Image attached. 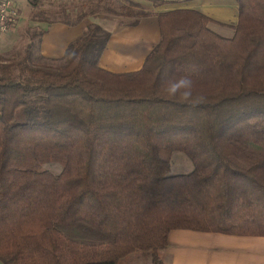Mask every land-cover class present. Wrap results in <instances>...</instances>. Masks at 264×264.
Returning a JSON list of instances; mask_svg holds the SVG:
<instances>
[{"label":"trees","instance_id":"16d2710c","mask_svg":"<svg viewBox=\"0 0 264 264\" xmlns=\"http://www.w3.org/2000/svg\"><path fill=\"white\" fill-rule=\"evenodd\" d=\"M235 1L230 37L193 9L74 5L68 24L157 16L160 39L132 72L99 66L110 32L98 24L61 58L41 54L43 30L17 59L0 57L2 264H118L136 251L168 264L171 230L264 236V0ZM182 76L187 101L165 91ZM174 152L190 172L170 173Z\"/></svg>","mask_w":264,"mask_h":264},{"label":"crops","instance_id":"0c3cea01","mask_svg":"<svg viewBox=\"0 0 264 264\" xmlns=\"http://www.w3.org/2000/svg\"><path fill=\"white\" fill-rule=\"evenodd\" d=\"M61 1L71 3L70 7L61 3L60 8L54 9L53 2L49 1L51 7L38 11L40 17L35 18L36 23L44 27L39 48L46 58H61L67 46L81 37L88 25L98 24L110 32L99 66L113 73L132 72L142 67L146 56L160 39L155 15L142 17L137 24L128 25L120 22L126 18L94 13L84 16L76 24H68L66 21L75 16L77 7L74 8V5L85 0ZM173 9L197 10L223 25L227 21L235 24L238 17L235 0H179L160 5L153 11L158 13ZM106 21L112 23L111 28H105ZM161 254L168 264H264V236L175 229L169 232L167 245Z\"/></svg>","mask_w":264,"mask_h":264},{"label":"rangeland","instance_id":"374dc122","mask_svg":"<svg viewBox=\"0 0 264 264\" xmlns=\"http://www.w3.org/2000/svg\"><path fill=\"white\" fill-rule=\"evenodd\" d=\"M20 11V17L17 18L14 25H12L5 33L0 35V57L7 61H12L21 56L22 51L25 45L29 41V35L31 32L35 30H42L44 27L41 24H37L35 18L40 17V13L38 11H44L45 9H49L48 2H53V8L57 9L61 7V3L63 5H68L70 7L71 3L64 2L61 0H41L37 7H33L29 4L28 0H15ZM139 7L145 10H153L158 6H155L154 3L150 0H131ZM18 9V10H19ZM57 15V14H55ZM54 15V16H55ZM238 18V17H237ZM237 22V21H236ZM105 28H111V22L106 21ZM233 23L221 24L219 22H212L210 24L219 34L225 37H230L233 33L232 29ZM107 30V29H106ZM44 168L49 170L54 174H58L61 171V166L58 163H47L44 165ZM193 169V164L189 158H187L181 152H174L171 156V168L170 173L178 174V173H187ZM151 260V255L149 252H140L136 251L129 255L127 258L121 260L118 264H145Z\"/></svg>","mask_w":264,"mask_h":264},{"label":"built area","instance_id":"2783aa9c","mask_svg":"<svg viewBox=\"0 0 264 264\" xmlns=\"http://www.w3.org/2000/svg\"><path fill=\"white\" fill-rule=\"evenodd\" d=\"M20 17L14 0H0V35L5 33Z\"/></svg>","mask_w":264,"mask_h":264},{"label":"clouds","instance_id":"9594fccd","mask_svg":"<svg viewBox=\"0 0 264 264\" xmlns=\"http://www.w3.org/2000/svg\"><path fill=\"white\" fill-rule=\"evenodd\" d=\"M192 80L186 76L179 77L175 80L167 81L166 93L170 97L179 95L182 100H189L192 92Z\"/></svg>","mask_w":264,"mask_h":264}]
</instances>
